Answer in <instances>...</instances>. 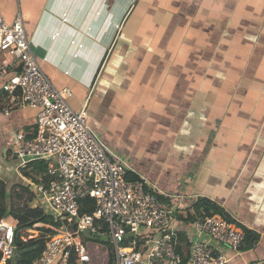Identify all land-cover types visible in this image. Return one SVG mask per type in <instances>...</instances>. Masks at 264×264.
<instances>
[{
	"label": "crops",
	"instance_id": "obj_1",
	"mask_svg": "<svg viewBox=\"0 0 264 264\" xmlns=\"http://www.w3.org/2000/svg\"><path fill=\"white\" fill-rule=\"evenodd\" d=\"M0 12L21 13L44 73L72 89L74 109L87 101L102 143L123 144L179 224L209 198L258 234L238 253L221 248L231 263L264 258V0H0ZM35 129V108L0 110L8 188L31 180L13 147Z\"/></svg>",
	"mask_w": 264,
	"mask_h": 264
},
{
	"label": "built area",
	"instance_id": "obj_2",
	"mask_svg": "<svg viewBox=\"0 0 264 264\" xmlns=\"http://www.w3.org/2000/svg\"><path fill=\"white\" fill-rule=\"evenodd\" d=\"M0 75L5 78L2 112L12 106L36 109L34 136L17 133L13 149L21 165L32 160L47 164V178L29 180L28 186L35 195L32 203L59 223L35 222L26 229V237L37 236L41 226L54 231L45 235L40 255L26 264H67L71 254L75 264H88L83 237L96 236L108 238L111 264H232V256L221 248L238 253L245 243L242 227L214 213L196 215L186 228L177 229L167 195L144 176L127 179L130 164L90 129L87 101L74 109L72 89L55 86L44 73L20 12L10 22L0 12ZM86 197L93 198L94 206L81 212L79 199ZM16 225L11 216L0 219V264L15 256ZM182 234L185 253L178 249ZM243 264H264V258Z\"/></svg>",
	"mask_w": 264,
	"mask_h": 264
},
{
	"label": "trees",
	"instance_id": "obj_3",
	"mask_svg": "<svg viewBox=\"0 0 264 264\" xmlns=\"http://www.w3.org/2000/svg\"><path fill=\"white\" fill-rule=\"evenodd\" d=\"M4 93L0 97L3 98ZM36 130V129H35ZM47 169V164L41 160H32L28 162L24 168H22V174L28 178H30L34 182H41L43 178H47L45 174ZM126 178L131 180L141 179V176L134 171L127 170ZM23 184H16L12 188H8L7 185L0 180V219L3 217L11 216L17 220V225L15 228V246L16 253L13 259L7 261L6 264H26L29 263L33 258L40 255L44 243H45V235L48 233H53L54 231L46 226H41L39 228V234L34 237H26V229L32 227L35 222H43V223H52L53 225H58V222H55L52 215L46 211L45 209L39 206L32 205L33 193ZM30 188V187H29ZM23 193H27V196H24V199L21 204H14V200H19L23 198ZM162 198V197H161ZM80 211L81 212H89L92 210L94 206V200L91 197H86L83 199H79ZM193 210L187 212V214L182 215L185 222H190L196 215H210L214 213H220L225 215L230 221H233L230 218L224 209L213 202L211 199L202 197L198 198L193 204ZM182 219V218H181ZM245 232V243L250 246L258 239V234L241 224H238ZM25 236V238H24ZM95 241L94 238H86ZM98 239V238H97ZM180 245L178 249L183 253L187 250V242L185 236L182 234L179 237ZM85 243V241H84ZM86 247L88 249V244ZM89 251V250H88ZM90 254V253H89ZM75 256L73 254L70 255L67 264H75L74 263ZM186 259V256H185ZM91 260V255H90ZM113 260V255L107 251V256L105 257V264H111ZM90 262V261H89ZM89 264V263H88Z\"/></svg>",
	"mask_w": 264,
	"mask_h": 264
},
{
	"label": "rangeland",
	"instance_id": "obj_4",
	"mask_svg": "<svg viewBox=\"0 0 264 264\" xmlns=\"http://www.w3.org/2000/svg\"><path fill=\"white\" fill-rule=\"evenodd\" d=\"M27 30H28V27H27ZM99 79V78H98ZM89 123V126H90V129L95 133H101V131L99 129H94V127ZM93 128V129H92ZM102 134V133H101ZM103 135V134H102ZM104 137V135H103ZM110 146V145H109ZM109 148H111L112 150V146H110ZM121 149H123V144L120 143V147L117 146V148H115L113 151L116 152L118 154L119 150L122 151ZM137 150H139L140 148L139 147H136ZM121 153V152H119ZM120 155V154H118ZM132 159V158H131ZM36 194V193H35ZM28 194L27 193H23V198L22 199H19V200H14V204H21L23 199H24V196H27ZM35 196V195H34ZM167 198V200H169V197L165 196ZM37 199V197H36ZM38 200V199H37ZM39 201V200H38ZM170 201V200H169ZM176 219V228L177 229H184L187 227V223L185 222H181L180 224L178 223V218H175ZM180 222V221H179ZM51 228V227H50ZM52 229V228H51ZM53 230V229H52ZM95 241L92 242L91 240H88L86 238L83 237V240L85 241V243L88 244V250H89V253L91 255V260L89 262V264H105V257L107 256V242H108V238L106 236H96L95 237ZM98 238V239H97Z\"/></svg>",
	"mask_w": 264,
	"mask_h": 264
}]
</instances>
